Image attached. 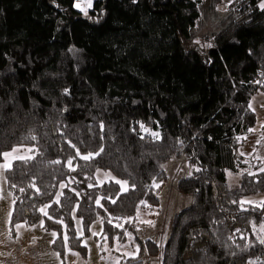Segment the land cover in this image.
Wrapping results in <instances>:
<instances>
[{
  "label": "trees",
  "instance_id": "16d2710c",
  "mask_svg": "<svg viewBox=\"0 0 264 264\" xmlns=\"http://www.w3.org/2000/svg\"><path fill=\"white\" fill-rule=\"evenodd\" d=\"M76 1L0 0V154L24 147L34 157L4 174L9 236L17 225L43 220L44 231L57 233L51 247L61 264L69 249L85 258L82 239L94 223L110 246L124 243L137 234L141 212L160 209L170 184L189 204L172 216L163 245L135 238L138 255L121 264H264V205L244 204V211L239 204L264 194V158L238 153L256 125L250 101L264 92L256 83L264 81L261 0H232L223 11L221 0H94L87 16ZM202 25L211 29L202 37L211 45L204 55L192 44ZM68 141L82 154L104 152L76 158L70 171ZM57 159L60 165L50 163ZM173 162L189 175L171 178ZM98 169L126 180L129 191L119 193L114 181L98 184ZM73 177L79 183L60 187ZM106 196L119 199L112 204ZM47 204L52 220L39 212ZM73 216L82 238H74Z\"/></svg>",
  "mask_w": 264,
  "mask_h": 264
},
{
  "label": "rangeland",
  "instance_id": "374dc122",
  "mask_svg": "<svg viewBox=\"0 0 264 264\" xmlns=\"http://www.w3.org/2000/svg\"><path fill=\"white\" fill-rule=\"evenodd\" d=\"M232 0H221V5L219 11L225 10L226 6ZM77 2V1H76ZM82 6L86 5L87 0H78ZM77 11L81 12L79 9L75 8ZM91 9V8H90ZM88 9L87 11H89ZM83 13V12H81ZM84 14V13H83ZM211 32L210 26L202 25L200 26L195 36L192 40V44L196 45L199 52L204 55L210 49V44H206L202 40L203 35L209 34ZM198 41V43H197ZM252 107L250 108L256 115V125L254 131L246 138L245 143L239 148L238 153L242 156L249 157L251 155H256L259 159L264 157V92H259L250 101ZM19 149V155H30L27 151L28 148L17 147ZM15 159H10L6 161L4 158L0 163V264L4 258V241H7L9 237L8 225L4 226L3 219L7 216L8 211L12 206V199L7 191L5 184V169L2 167L4 163H13ZM168 175L171 178L179 179L183 176L189 175V170H187L182 164L173 162L167 166ZM98 171L96 174L97 183L102 184L107 181H113L110 177H113L110 173ZM169 186V187H168ZM241 201H252L253 203L249 205L259 204L264 202V195H254L243 197ZM189 204V200L179 196L170 184H167L165 190L161 195V207L158 211L153 212H141L137 219L136 231L137 234H126V241L120 243L115 240L112 246H110L102 237V225L99 222L94 223L91 226L90 235L88 237H83V240L87 241L86 257L83 258L79 254L74 255L75 252L67 251L65 255V264H121L123 260L138 255L137 243L135 238L139 241L145 240L147 238H152L159 245H163L166 237L168 235L170 221L172 216ZM113 226L117 224L114 219H110ZM79 221V223H78ZM148 221L154 222V226H150ZM75 226L78 236H80L81 223L79 219H75ZM92 232H96L98 235L93 236ZM27 235L23 237L21 235L20 239L25 240V248L16 251L20 257L27 260H32L31 262L40 264H61V260L56 256V252L51 247V241H53V232H46L42 229L40 225L35 227H29ZM83 245V243H82ZM19 245L16 247L18 248ZM10 256L15 253L13 249L9 252ZM18 257L16 256L15 259ZM145 264H159L158 259H149Z\"/></svg>",
  "mask_w": 264,
  "mask_h": 264
},
{
  "label": "snow or ice",
  "instance_id": "6c2138e0",
  "mask_svg": "<svg viewBox=\"0 0 264 264\" xmlns=\"http://www.w3.org/2000/svg\"><path fill=\"white\" fill-rule=\"evenodd\" d=\"M92 5H93V0H87L86 5H84V6H82V4H81L80 2H78V0H77V2L74 3L73 6H74L75 8H77V9H79L81 12L84 13V15L87 16V14H88L87 10L90 9V8H92ZM258 7H259L261 10H264V0H261V2H260V4L258 5ZM197 43H198V41H197ZM209 46H211V45H209ZM261 75H264V73H262ZM256 83H264V81H256ZM64 94H68V90H67V89L64 90ZM248 107L251 108L252 105L249 104ZM262 126H264V125H262ZM100 127H101V129H103V124H101ZM140 128H141L144 132L149 133V134L151 135V137L153 138V140H160V139H161L160 134H159L158 132H152V131H150V130H149L148 128H146L143 124H140ZM134 131H135V130H134ZM249 131H250V132H251V131H254V129L250 128ZM31 139L35 140L36 137H35V136H32ZM102 139H103V137H101V140H102ZM140 139H144V137L141 136ZM238 139H239V138H238ZM67 143H68L69 147H71L72 149L75 150V151H74V156H73L72 158H68V159L66 160V164H65V166H66L70 171H76V167L74 166V160H75L76 158H79V160H81V161L88 162V161H92V160H94L96 157H99V156L104 152V148H103V146H101L100 149H99V151H97V152H95V153H93V152H88L87 154H82L81 151H80V149H79L76 145L72 144L71 141H68ZM27 151H28L29 153H31V152L33 151V149H32V148H28ZM18 153H19V149H18V148H13L11 151L3 152V153L0 154V155H2L3 158H4L6 161H8V160H10V159H15V160H20V161H23L24 163H27L28 161L34 159V157L31 156V155H19ZM50 163H52V164H56V165H60L62 162H61V160H58V159H57V160H53V161H51ZM2 167H3L5 170H10L11 167H12V164H11V163H4V164L2 165ZM80 167H84V165H80ZM161 167H163V165H161ZM97 171H99V169H98ZM196 171H200V169L197 168ZM260 171H261V172H264V167H262V168L260 169ZM248 174H249V175H254V173H251V172H249ZM105 175H109V176H110V174H107V173H106ZM110 178L114 181V183H115L116 185H119V189L117 190L119 193L123 194V193H127V192L129 191V188H128V182H127L126 180H125V181H122V180H120V179H116V178H114V177H110ZM6 182H7V181H6ZM74 182L79 183V181H76L75 178L73 177L70 181H68L67 184H63V183H62V184L60 185V187H61V188H66V187H68L71 183H74ZM12 186L15 187V185H12ZM29 187H31V188H35V190H36L37 193H39V191H40V189L37 188L36 185H35L34 183L31 184V185H29ZM88 187L91 188V187H93V185H92V184H89ZM151 187L159 188V187H160V184H159V183H156L155 181H153V184L151 185ZM132 188L134 189V188H135V185H132ZM20 191H24V189H20ZM72 191L75 192V189H72ZM62 195H63V192H61V193L56 197V199L53 201V203H55V204H59V203H60V198H59V197L62 196ZM75 195H76V196H80V193H79V192H75ZM103 199H105V200H109L112 204H116V203H117V199H119V196H117L116 198H112L111 196H106V197H103ZM141 203H144V201H141ZM232 203H237V201H232ZM251 203H253V202H252V201H239V204H240L242 210H244V211H247V209L243 208V205H244V204H251ZM95 204H96L97 206H99V207H103V205L101 204L100 199H96V200H95ZM261 205H264V202H261ZM261 205H258V206H261ZM50 207H51V204H47V205H45L44 207L39 208V212L42 213L43 216L47 217L48 220H52V219H53V217H52L51 215H49L48 211L46 210L47 208H50ZM77 207H78V206H77ZM105 211H107V209H105ZM9 216H11V213H9ZM73 219H75V216H73ZM55 222L58 223V224H59V223H63L62 220H56ZM129 222H130V221H129ZM78 223H79V221H78ZM108 223L111 224L112 221L109 220ZM146 223H148L150 226H154V222H152V221H148V222H146ZM40 226H41V227L44 226V221H43V220L40 221ZM17 227H19V225H17ZM65 227H67V225H65ZM115 227L120 228V227H123V226L120 225V224H116ZM89 230H91V229H89ZM262 230H264V226H262ZM125 231H126V230H125ZM237 231H239V229H237ZM52 235L55 237V236L57 235V233L53 232ZM92 235H93V236H96V235H98V234H97L96 232H92ZM83 236H84V230H83V229H80V237H74V238H77V239H78V238H82ZM104 238L107 239V236L105 235ZM68 239H69V237H68L66 234L63 235V237H62V246H66V245H67V241H68ZM116 239H119V237H116ZM51 242H52V243H55L56 241L53 240V241H51ZM259 242H260V244L264 245V239H261ZM82 243H83V246H84V247H87V241H86V240H83ZM69 251H70V249H69ZM137 251H139V246H137ZM73 254H74V255H78V253H73ZM59 255H60L59 253H56V256H57V257H59ZM250 264H254V262H250Z\"/></svg>",
  "mask_w": 264,
  "mask_h": 264
},
{
  "label": "crops",
  "instance_id": "0c3cea01",
  "mask_svg": "<svg viewBox=\"0 0 264 264\" xmlns=\"http://www.w3.org/2000/svg\"><path fill=\"white\" fill-rule=\"evenodd\" d=\"M93 2H94V0H93ZM260 158L263 159L264 157H260ZM259 195H264V194H259ZM11 209H12V206H11L10 210L8 211L7 216L3 219L4 226L8 225L9 213H11ZM28 229H29V227L19 225V227L15 228V233H16L15 237L11 238L9 236L7 241H4L5 242L3 244L5 247L4 258L1 262V264H40L39 262L38 263L37 262L36 263L31 262L33 259L32 260L24 259L23 257H20L18 255V253H16V251L20 252V250L25 248V240L20 239V237H21V235L23 237H25L28 234L27 233ZM18 245H19V247L16 248ZM11 249H13V251L15 253L13 256L9 255L10 254L9 252ZM16 256L18 257L17 259H15Z\"/></svg>",
  "mask_w": 264,
  "mask_h": 264
}]
</instances>
